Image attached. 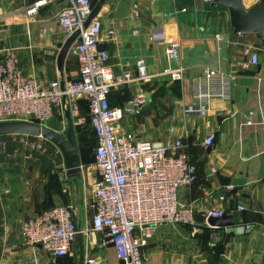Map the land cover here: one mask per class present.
I'll return each instance as SVG.
<instances>
[{
	"label": "crops",
	"instance_id": "0c3cea01",
	"mask_svg": "<svg viewBox=\"0 0 264 264\" xmlns=\"http://www.w3.org/2000/svg\"><path fill=\"white\" fill-rule=\"evenodd\" d=\"M36 1L23 0L14 18L0 19V52L17 50L24 75L42 83L76 78L72 47L63 70L56 66L65 41L57 15L66 0L51 1L28 14ZM256 1L244 3L248 8ZM95 2L99 0H93V6ZM208 6L201 0H103L94 15L105 36L100 46L115 74H135L136 61L146 62V80L108 94L110 105L117 107L140 91L148 99L137 113L120 121L121 128L141 138H179L196 170L194 183L179 192L180 201L196 209L194 224H159L142 247L144 264H264V47L254 34L233 32L225 6ZM108 29L113 30L111 37ZM171 38L179 47L167 55ZM252 51L259 62L244 69ZM174 64L184 67L182 79L165 85L161 70ZM207 68L230 76V98H213L200 112L187 111L193 104L190 84ZM83 109L88 115L86 102L79 100L80 119L73 121L74 129L83 120ZM59 124L66 127V119L53 115L41 125L63 132ZM208 135L213 142L204 147ZM40 137L0 134V264H53L54 258L40 245L25 242L20 228L33 214L60 205L72 209L84 258L92 255L98 264H122L104 235L89 231L94 196L88 165L80 160L81 174L74 178L64 168L67 180L62 181ZM37 142L42 149L33 147ZM238 204L244 208L239 210ZM211 208L231 215L232 224L210 226L206 212ZM72 248L78 252L75 240Z\"/></svg>",
	"mask_w": 264,
	"mask_h": 264
},
{
	"label": "built area",
	"instance_id": "2783aa9c",
	"mask_svg": "<svg viewBox=\"0 0 264 264\" xmlns=\"http://www.w3.org/2000/svg\"><path fill=\"white\" fill-rule=\"evenodd\" d=\"M51 1L54 0H37L27 13L33 14L38 6ZM201 1L210 5L214 0ZM92 8L93 0H66L57 15L63 41L81 29L72 45L77 63L74 79L56 78L42 83L24 75L17 50L0 52V122L29 120L43 124L53 115L65 118V111L69 110L72 120L78 123V100H84L96 140L92 165L94 212L89 231L102 233L122 264H144L142 247L155 235L159 224H194L196 209L192 203H182L179 192L194 183L196 170L179 138H141L121 128L120 121L137 113L148 99L140 91L117 107L110 105L108 94L146 80V62L136 61L135 74H115L107 51L100 46L105 41L100 21L94 16L83 27ZM106 35L111 37L113 30L108 29ZM178 47V40L171 38L165 52L172 55ZM258 62V53L252 51L244 69ZM183 71L181 64H174L163 68L161 74L178 81ZM190 90L193 104L186 110L200 112L213 98H230V76L220 69L207 68L191 82ZM212 142L213 135H208L203 145L209 147ZM33 147L42 149L43 145L37 142ZM210 171L214 173L216 168L211 167ZM237 208L242 210L244 206L238 204ZM221 215V210L213 208L206 212V217ZM20 231L27 244L40 245L58 258L70 252L77 226L72 209L60 205L33 214L24 220ZM84 264L98 262L90 255L84 258Z\"/></svg>",
	"mask_w": 264,
	"mask_h": 264
},
{
	"label": "water",
	"instance_id": "95a60500",
	"mask_svg": "<svg viewBox=\"0 0 264 264\" xmlns=\"http://www.w3.org/2000/svg\"><path fill=\"white\" fill-rule=\"evenodd\" d=\"M102 1L103 0H99V2L93 6L92 12L85 20L83 27H86L92 20ZM211 5L225 6L228 10L229 22L233 28V32L242 36L249 33L254 34L260 41L261 46L264 47V0H257L248 8L245 6L244 0H214ZM80 33L81 29H76L62 43L56 60V66L59 71L63 70L65 57ZM257 68L259 69L260 65H258ZM64 116L66 119V127L63 132L54 131L34 121L6 120L0 122V134H33L52 142L59 148L62 154L66 175L74 178L81 174L80 156L74 124L69 110L65 111ZM232 222V216L226 213H222L219 217L209 216L207 218V223L215 227L231 225ZM75 241L78 246L77 264H84L83 239L79 227H77Z\"/></svg>",
	"mask_w": 264,
	"mask_h": 264
},
{
	"label": "rangeland",
	"instance_id": "374dc122",
	"mask_svg": "<svg viewBox=\"0 0 264 264\" xmlns=\"http://www.w3.org/2000/svg\"><path fill=\"white\" fill-rule=\"evenodd\" d=\"M22 1L23 0H0V19L2 18L4 20V19L14 18V15L18 14L19 7H21L23 4ZM163 81L165 85H169L173 83V81L168 80L167 77H164ZM81 115L83 116V120L76 126L75 132L78 142L80 160L83 163V165H85V167L88 165L87 167L89 168H87V172L86 170L85 172L87 174L88 173L90 174L91 183H92L93 177L91 172H92V165L94 164L93 151L95 146V140L91 132L90 125L88 123L87 110L83 109L81 111ZM64 128L65 126L59 124L58 126L59 130H64ZM42 142L45 144L44 150H46V153L54 160L55 176L58 178V175H60L61 180L66 181L67 177H65L64 174L63 157L59 148L55 144H53L52 142L46 139L45 141L42 140ZM87 161H91V162L87 163ZM53 260L54 263L56 264H77L78 252L74 248H72L70 253H68L66 256L60 257L59 259L54 258Z\"/></svg>",
	"mask_w": 264,
	"mask_h": 264
},
{
	"label": "trees",
	"instance_id": "16d2710c",
	"mask_svg": "<svg viewBox=\"0 0 264 264\" xmlns=\"http://www.w3.org/2000/svg\"><path fill=\"white\" fill-rule=\"evenodd\" d=\"M215 7H223L222 5H216V6H208V8L211 10V9H213V8H215ZM88 123H89V120H88ZM90 125V124H89ZM90 128H91V126H90ZM91 132H92V134H93V136H94V133H93V131H92V129H91ZM95 138V137H94ZM93 158H94V153H93Z\"/></svg>",
	"mask_w": 264,
	"mask_h": 264
}]
</instances>
